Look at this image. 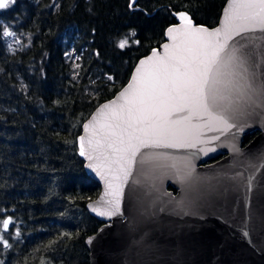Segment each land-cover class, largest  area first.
<instances>
[{
	"label": "water",
	"instance_id": "95a60500",
	"mask_svg": "<svg viewBox=\"0 0 264 264\" xmlns=\"http://www.w3.org/2000/svg\"><path fill=\"white\" fill-rule=\"evenodd\" d=\"M230 2L259 0H228L213 28L196 24L185 11L173 12L176 23L168 28L221 29L219 41L225 45L216 104L209 101L208 111L172 105L171 115L162 121L183 130L166 141L173 146L140 145L131 164L117 151L130 135L144 137L135 117L133 127L128 126L121 105L133 100L139 105L145 94L160 87V61L147 60L153 50L163 56L168 44L172 55H191L186 50L191 43H179L173 52L168 28L165 42L142 57L129 82L84 122L79 154L83 148L86 171L101 187L87 208L104 222L86 239L89 264H264V24L235 20L225 29L228 12H259L229 9ZM135 3L131 0V6ZM180 13L192 24L181 20ZM105 104L109 107L101 112ZM256 131L244 145V137Z\"/></svg>",
	"mask_w": 264,
	"mask_h": 264
},
{
	"label": "trees",
	"instance_id": "16d2710c",
	"mask_svg": "<svg viewBox=\"0 0 264 264\" xmlns=\"http://www.w3.org/2000/svg\"><path fill=\"white\" fill-rule=\"evenodd\" d=\"M227 1L12 0L0 9V264H89L86 239L104 222L87 208L101 187L79 154L84 122L165 42L173 12L213 28ZM8 28L19 44L2 35Z\"/></svg>",
	"mask_w": 264,
	"mask_h": 264
},
{
	"label": "snow or ice",
	"instance_id": "6c2138e0",
	"mask_svg": "<svg viewBox=\"0 0 264 264\" xmlns=\"http://www.w3.org/2000/svg\"><path fill=\"white\" fill-rule=\"evenodd\" d=\"M7 0H0V9L7 8ZM229 9H258L259 12L237 16L228 12L226 15L225 29L231 27L235 20H246L249 22L264 24V0H259V3L246 2L241 4L229 3ZM180 19L186 21L189 25L192 24L191 19L184 13H180ZM221 29H215L209 31L203 26H195L186 30H179L174 27L167 29V34L174 41L172 45L173 52L179 47V43H191L193 46L186 49L191 55H172L169 53V45L165 44L164 55L160 56L156 50H153L152 56L148 57V61L154 59L160 61L161 73L158 75L160 81V87L153 89L150 93H147L139 101H126L121 108L127 113L126 122L131 128L133 117L136 119V128L144 134V137H129L127 142L121 141L124 144L123 149H117V151H123L127 155V163L131 164L134 159L138 147L143 145L144 147L160 146L163 144L165 147L173 146L166 143L167 140L180 134L183 130L180 128H170L166 123H163L165 116H170L171 112L169 108L175 105L178 110H184V105L189 106V110L203 109L209 110L211 101L212 105L216 104L217 89L216 84L219 82L218 77L221 75L220 53L223 51L225 45L219 41V33ZM176 33V35H173ZM4 36L13 35V33L4 31ZM127 39L119 42L118 47L124 48L127 45ZM141 65L145 64V61L140 62ZM137 72L141 71V68H137ZM136 77H133L135 80ZM133 84H129L128 88H133ZM125 92L120 94V99L126 95ZM116 101H111L110 104H115ZM109 104L103 105V109H107ZM142 113V115H137ZM95 117L93 120L95 121ZM179 125V121L175 122ZM226 123V121H225ZM143 125V127H140ZM132 140H138L137 144H133ZM83 141V137H81ZM91 146V141H89ZM95 150V149H93ZM84 155V151L80 153ZM89 159H92L90 156ZM92 167V165H89ZM125 174H127V168H125ZM106 213L101 212L100 215ZM10 220L5 219L3 221V227L8 228Z\"/></svg>",
	"mask_w": 264,
	"mask_h": 264
},
{
	"label": "rangeland",
	"instance_id": "374dc122",
	"mask_svg": "<svg viewBox=\"0 0 264 264\" xmlns=\"http://www.w3.org/2000/svg\"><path fill=\"white\" fill-rule=\"evenodd\" d=\"M11 2H12V0H7L8 6L11 4ZM6 31L13 33V35L7 36L10 44H19L20 43L18 36L16 35V33L13 30L8 28Z\"/></svg>",
	"mask_w": 264,
	"mask_h": 264
}]
</instances>
